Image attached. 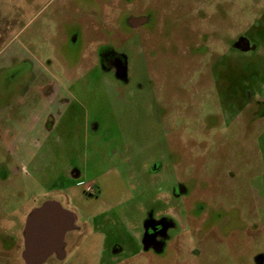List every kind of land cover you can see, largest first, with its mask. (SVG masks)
I'll return each instance as SVG.
<instances>
[{"label": "rangeland", "instance_id": "obj_1", "mask_svg": "<svg viewBox=\"0 0 264 264\" xmlns=\"http://www.w3.org/2000/svg\"><path fill=\"white\" fill-rule=\"evenodd\" d=\"M259 101L264 0H0V264H24L33 210L97 179L63 264H264Z\"/></svg>", "mask_w": 264, "mask_h": 264}, {"label": "flooded vegetation", "instance_id": "obj_2", "mask_svg": "<svg viewBox=\"0 0 264 264\" xmlns=\"http://www.w3.org/2000/svg\"><path fill=\"white\" fill-rule=\"evenodd\" d=\"M148 20L149 19H146V18H142L139 20H132L131 26L134 27V29H139ZM242 48L249 49V51H250V45L246 39H241L237 43V47H236L235 51L239 52V49H242ZM101 58H102L103 64L107 65V67H108V68H106L104 66L105 72L108 74L110 73L114 77V79L120 80L121 76L123 75L122 73H123L124 67L128 63V61H127L128 56L125 55L123 52H122V54H119L118 52L109 49L106 52V54L102 55ZM24 64L25 63L23 62V63H19L18 65H24ZM30 89L31 88H29L28 90H25L24 93L25 94L29 93ZM257 104L261 107H264V102L259 101ZM48 124H49V121L46 122V126H48ZM69 175H70L69 177H72V179H78L77 177H78L79 173L72 169L69 171ZM5 178L7 179V177H5ZM70 209L74 213L75 210H72L73 208H70ZM93 216H95V214ZM56 221L58 223V217L56 218ZM25 227H26V224H25ZM25 227H24L23 236H22L21 240L15 242L14 248L18 249L19 257L24 264H35V261L37 260V258H39L37 254H35L34 258L31 259L29 262H27V260H25V258H24L25 245H26ZM171 227H172V223H169L166 220L152 221V222L148 223L147 235H146V239H145L146 246L149 248L158 247L159 243L161 241V238L163 236H165V234L168 232V230L171 229ZM92 228L94 229V227H92ZM76 230H80L77 227V219L75 222V228L71 231H76ZM71 231H69L66 234L64 245H63L62 249L60 251H55V252L49 253V255L43 261H41L39 264H63V262L67 259V256H68L67 251H66L67 250L66 249V243H67L66 237ZM1 253H0V260L1 261H3L4 259H7V258H11V255L8 253V251H3ZM196 254L201 255V250L196 251ZM257 264H262L261 258L258 259Z\"/></svg>", "mask_w": 264, "mask_h": 264}, {"label": "water", "instance_id": "obj_3", "mask_svg": "<svg viewBox=\"0 0 264 264\" xmlns=\"http://www.w3.org/2000/svg\"><path fill=\"white\" fill-rule=\"evenodd\" d=\"M75 222L74 213L57 202H45L40 208L33 210L25 227V260L29 262L37 254L39 258L35 264H39L49 253L60 251L66 234L75 228Z\"/></svg>", "mask_w": 264, "mask_h": 264}, {"label": "crops", "instance_id": "obj_4", "mask_svg": "<svg viewBox=\"0 0 264 264\" xmlns=\"http://www.w3.org/2000/svg\"><path fill=\"white\" fill-rule=\"evenodd\" d=\"M37 155H33V156H28V154L26 153V155L23 157L24 161H28V162H32L36 160ZM99 179L91 182L90 185L85 186H81L82 184L79 183H72L71 185L68 186V195H67V199H68V203L69 205H72V210H79L80 208L78 206H76L75 202L77 201L79 203V200L84 201L82 205L81 210L89 215H94L95 211H91V207L87 204L88 201L90 202V200H93L92 198L90 199L91 195H88V191L92 190L91 192H93V189H95V187L97 188V191L100 192L101 189L99 182H97ZM78 184V185H77ZM80 187H85V190H81L79 189ZM90 187V190H88ZM87 201V202H86ZM91 209V210H90ZM71 211V210H70ZM72 212V211H71Z\"/></svg>", "mask_w": 264, "mask_h": 264}]
</instances>
